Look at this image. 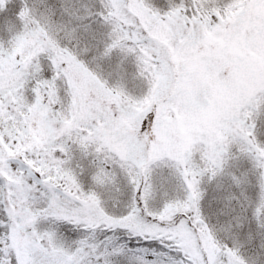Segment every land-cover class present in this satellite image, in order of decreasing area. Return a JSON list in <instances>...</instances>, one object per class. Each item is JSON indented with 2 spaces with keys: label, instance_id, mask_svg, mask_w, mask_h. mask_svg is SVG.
<instances>
[{
  "label": "snow or ice",
  "instance_id": "1",
  "mask_svg": "<svg viewBox=\"0 0 264 264\" xmlns=\"http://www.w3.org/2000/svg\"><path fill=\"white\" fill-rule=\"evenodd\" d=\"M0 264H264V0H0Z\"/></svg>",
  "mask_w": 264,
  "mask_h": 264
}]
</instances>
